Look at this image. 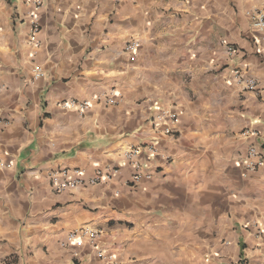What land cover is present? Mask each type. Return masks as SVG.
<instances>
[{
    "label": "crops",
    "instance_id": "1",
    "mask_svg": "<svg viewBox=\"0 0 264 264\" xmlns=\"http://www.w3.org/2000/svg\"><path fill=\"white\" fill-rule=\"evenodd\" d=\"M43 3L33 41L27 1L0 0V264H108L98 250L115 264H264V163L244 165L264 151L262 39L247 15L264 0ZM109 94L116 105L92 101ZM165 109L179 119L169 135L152 129ZM155 139L150 178L134 183L125 154ZM115 167L104 185L56 193L50 180ZM83 228L100 231L96 247L66 243Z\"/></svg>",
    "mask_w": 264,
    "mask_h": 264
},
{
    "label": "built area",
    "instance_id": "2",
    "mask_svg": "<svg viewBox=\"0 0 264 264\" xmlns=\"http://www.w3.org/2000/svg\"><path fill=\"white\" fill-rule=\"evenodd\" d=\"M30 7L28 13V19L31 27V38L34 41L36 36L40 32L39 13L43 9V0H26ZM248 17L251 20L252 26L261 34L262 45L260 51L264 56V8L255 9L247 12ZM140 44L138 41H133L127 44L126 51L129 53H138ZM44 76L43 71L40 68L33 69V79L39 80ZM234 77L236 82L241 85L244 90L254 91L257 87V82L249 77H246L245 73L240 70H235ZM92 101L98 103H104L106 105H116V96L113 94L100 95L93 97ZM91 106V101L76 102L71 101L64 104L65 109H76L79 112H84ZM179 119L175 112L170 109H165L158 113L153 121V131L157 134L162 133L169 135L172 132V128L169 125L178 123ZM245 136L256 137L258 133L256 131L246 130L243 133ZM160 150L157 140L148 142L147 144L140 145L136 148L130 149L126 154V159L131 162L135 167L136 172L132 175V181L138 183L143 179H149L150 176L145 174L142 169L145 163H150L154 158L159 156ZM264 163V151L257 147H251L248 150V159L244 165L250 172H254L258 167ZM0 167L4 168L5 163L0 159ZM121 174V168L115 167L107 169L106 172L98 171L93 176L87 177L85 171L81 169H68L64 168L59 171L52 172L50 174V180L56 193H63L67 190H73L85 186L104 185L112 181L115 177ZM99 230H92L83 228L70 232L67 235L66 243L74 245L76 247H83L89 244L93 247L97 246V242L100 238ZM264 236V232H259L258 237ZM97 256L106 261L108 264H115L114 256L108 254L102 250L97 251ZM236 264H243L242 261Z\"/></svg>",
    "mask_w": 264,
    "mask_h": 264
}]
</instances>
